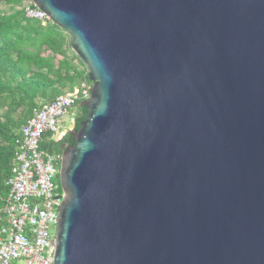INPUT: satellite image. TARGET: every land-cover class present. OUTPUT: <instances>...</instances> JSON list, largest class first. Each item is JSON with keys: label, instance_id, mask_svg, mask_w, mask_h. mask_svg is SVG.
Masks as SVG:
<instances>
[{"label": "water", "instance_id": "1", "mask_svg": "<svg viewBox=\"0 0 264 264\" xmlns=\"http://www.w3.org/2000/svg\"><path fill=\"white\" fill-rule=\"evenodd\" d=\"M92 82L54 264H264V0H32Z\"/></svg>", "mask_w": 264, "mask_h": 264}, {"label": "trees", "instance_id": "2", "mask_svg": "<svg viewBox=\"0 0 264 264\" xmlns=\"http://www.w3.org/2000/svg\"><path fill=\"white\" fill-rule=\"evenodd\" d=\"M23 1L0 0V196L9 192L18 141L33 110L84 81L92 85L87 66L71 50L72 36L53 23L29 18ZM81 103L75 107V129L88 114ZM74 143L70 134L58 141L47 132L40 145L62 156L65 144ZM57 184L61 187L59 178Z\"/></svg>", "mask_w": 264, "mask_h": 264}, {"label": "built area", "instance_id": "3", "mask_svg": "<svg viewBox=\"0 0 264 264\" xmlns=\"http://www.w3.org/2000/svg\"><path fill=\"white\" fill-rule=\"evenodd\" d=\"M23 7L29 18L43 25L53 23L32 0H24ZM91 89L84 81L52 103L34 109L22 128L7 182L9 192L0 196V264H54L60 207L66 197L57 184L62 156L42 151L40 143L47 132L52 139L61 137L59 118L79 101L88 100Z\"/></svg>", "mask_w": 264, "mask_h": 264}, {"label": "rangeland", "instance_id": "4", "mask_svg": "<svg viewBox=\"0 0 264 264\" xmlns=\"http://www.w3.org/2000/svg\"><path fill=\"white\" fill-rule=\"evenodd\" d=\"M74 115H75V108L59 118L58 126L62 128L61 132H63V128L71 129L73 127L74 122H75Z\"/></svg>", "mask_w": 264, "mask_h": 264}, {"label": "flooded vegetation", "instance_id": "5", "mask_svg": "<svg viewBox=\"0 0 264 264\" xmlns=\"http://www.w3.org/2000/svg\"><path fill=\"white\" fill-rule=\"evenodd\" d=\"M72 129H73V130L75 129V122H74V125H73V127H72L71 129H69V128H68V129H66V128L64 129V128H63L62 135H61V137L58 139V141H59V140H62L67 134H69L70 130H72ZM70 145H72V144H65L66 147H68V146H70Z\"/></svg>", "mask_w": 264, "mask_h": 264}]
</instances>
